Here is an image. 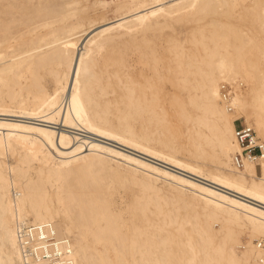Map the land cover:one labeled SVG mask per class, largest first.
Wrapping results in <instances>:
<instances>
[{
    "label": "bare ground",
    "instance_id": "bare-ground-1",
    "mask_svg": "<svg viewBox=\"0 0 264 264\" xmlns=\"http://www.w3.org/2000/svg\"><path fill=\"white\" fill-rule=\"evenodd\" d=\"M238 118L264 140V0H0V264L45 221L74 264H264Z\"/></svg>",
    "mask_w": 264,
    "mask_h": 264
},
{
    "label": "built area",
    "instance_id": "built-area-1",
    "mask_svg": "<svg viewBox=\"0 0 264 264\" xmlns=\"http://www.w3.org/2000/svg\"><path fill=\"white\" fill-rule=\"evenodd\" d=\"M220 94L228 108L231 105V86L227 82L220 84ZM234 138L238 149L232 156L237 167L245 161H258L264 157V140L255 128L239 118L235 120ZM18 240L23 256L29 264H74L70 257V245L67 237H58L50 221L20 224L17 228ZM258 247H264V238L256 241Z\"/></svg>",
    "mask_w": 264,
    "mask_h": 264
},
{
    "label": "rangeland",
    "instance_id": "rangeland-1",
    "mask_svg": "<svg viewBox=\"0 0 264 264\" xmlns=\"http://www.w3.org/2000/svg\"><path fill=\"white\" fill-rule=\"evenodd\" d=\"M110 15L111 14H109V16ZM3 117L5 118V116H1V118H3ZM8 117H9V119H14V117L6 116V118H8ZM173 123L179 124V126L182 128V130L186 131V128L182 122H173ZM87 135H89L90 137H93V138L95 137L94 139L102 140L105 143H109V144L111 143V145H114V144L116 145V143H114L110 140L98 137L96 135H92V134H87ZM180 155L185 156V157L188 156L187 154H180ZM130 196H131V188H130L129 184H126L122 187H119L118 191L115 194L116 206H117V208H120L122 210V214L125 218L128 216L125 207L128 204V202L130 201Z\"/></svg>",
    "mask_w": 264,
    "mask_h": 264
}]
</instances>
